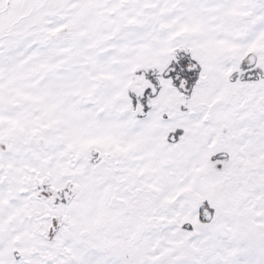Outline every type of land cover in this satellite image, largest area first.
<instances>
[{
    "label": "snow or ice",
    "instance_id": "obj_1",
    "mask_svg": "<svg viewBox=\"0 0 264 264\" xmlns=\"http://www.w3.org/2000/svg\"><path fill=\"white\" fill-rule=\"evenodd\" d=\"M0 264H264V0H0Z\"/></svg>",
    "mask_w": 264,
    "mask_h": 264
}]
</instances>
